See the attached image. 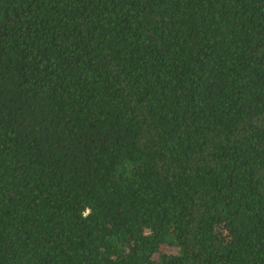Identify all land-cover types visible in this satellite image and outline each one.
Segmentation results:
<instances>
[{"label": "trees", "instance_id": "16d2710c", "mask_svg": "<svg viewBox=\"0 0 264 264\" xmlns=\"http://www.w3.org/2000/svg\"><path fill=\"white\" fill-rule=\"evenodd\" d=\"M0 264H264V0H0Z\"/></svg>", "mask_w": 264, "mask_h": 264}]
</instances>
